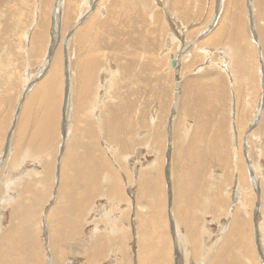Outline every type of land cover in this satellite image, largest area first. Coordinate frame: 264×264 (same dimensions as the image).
<instances>
[{
	"label": "bare ground",
	"instance_id": "obj_1",
	"mask_svg": "<svg viewBox=\"0 0 264 264\" xmlns=\"http://www.w3.org/2000/svg\"><path fill=\"white\" fill-rule=\"evenodd\" d=\"M6 1L0 0V4L3 5ZM241 1L243 2V0H232L233 6L236 8ZM247 1H249L252 15L253 10H255V1L258 2V9L263 13L264 0ZM75 2L76 0H56L55 10L52 11L56 23L53 22V29L51 28L52 35L54 34L52 50L45 60L41 55L39 57V61L44 60L43 69L41 70L43 73L39 77L37 75L35 78L30 75L31 79L28 78L31 83L27 86L28 90L26 88V96L23 97L24 100L19 114H16V121L12 124V116L16 112L14 106L16 101L19 100L20 102L22 92H20L21 94L17 99L14 98V102L13 97L8 96L10 104L8 103L5 114L0 117V264H264V183L255 177V180H252L251 186L253 188L256 185L261 186L260 196H256V201L259 203L255 207L256 205L253 206V202L254 204L256 202V193L254 196L249 192L247 194V188H250L248 185L249 172L247 171L253 168V163H249L248 166L245 161L246 152L249 149L246 148V152H239V149L245 147L247 143L246 146H251L250 138L253 137L254 139L259 135L262 130V123L259 122V131L252 130L246 136L247 142L243 141V144L240 142L242 148H239L238 145L235 147L234 142L232 147L226 148L224 146V143L227 144L229 141L228 137L224 136V132L233 129L229 127V130L226 129L228 114L227 112L224 113L225 110H222L225 104V102L223 103V97L227 93L224 86L225 80L219 76V73L216 78L212 73H210L212 75L201 73L205 70L203 66V69H200L193 76L190 75L189 78L184 74L185 67L189 66L190 69H194V67H191V64L195 61L191 59L194 54H192L193 51L191 52L195 48L194 44H189L190 50L183 53H181L183 48L182 50H178V48L175 51L168 52L170 66L168 70L165 69L168 72H163L161 61L164 60L163 56L165 55L163 54H166V52L162 51L161 57L163 60L160 61L159 52L156 51L155 47V31L149 19L162 20L164 15L160 11L149 12L148 0H94L95 3H93V0H84V3L89 5L85 10L88 19L85 25L78 24V29L74 28L76 29L74 31L70 29L71 34L67 37V40L65 39L66 45L70 42H72V45L75 42L85 45L86 40L80 41L86 33L85 29L93 25L97 30H95V35L92 37L89 47L68 52V54L70 53V60H67L68 66L66 67V64L64 66L60 51L56 50V39L59 33L57 32L58 23L61 21L59 14L63 9L65 10L66 16L63 19L65 22L63 28H66L73 12H75ZM143 2L146 4L145 14L132 12L136 13L137 16H142L146 23H149L150 26L146 24V28L141 29L134 20L137 16L131 15L130 11L131 9L133 11L144 9L141 7ZM224 5L223 0H219L218 5H216V8L219 9L216 10L217 18L215 17L216 20L218 19L217 26L213 29L206 27V31L202 34L205 43L216 45V38L222 36L227 30L228 26L226 24L229 21L219 19L220 12L223 10L221 15L224 16V10H227L225 7V9L223 8ZM136 7L140 8L137 9ZM165 7H167V4ZM107 10L109 14L105 15ZM6 12V10L0 11V54H2V51L5 52L3 50L4 46H1V43H3L2 38L6 40L7 36L11 35V31L22 27L23 23L21 17L19 23H22L20 24L10 21V12L8 15ZM21 14L23 15L22 12ZM15 15L18 16V13H15ZM237 15L238 13L231 16L230 13V20H232L230 23L231 32L235 34L239 48H245L244 32L246 30H244L243 20ZM111 19L113 22H111ZM166 23L168 24V20ZM176 25H178V21ZM109 26H113L110 30L115 34L113 48L115 46L116 54H113L112 49L106 50L111 54V57H103L102 59L100 54L105 51L96 50V47L101 43L99 38H106L104 31ZM32 28H35L36 32H32V36L31 34L29 36L28 43L32 47L28 46L30 47L28 49L30 52L32 51L31 56L35 61H38L37 54H44L45 51L43 50L46 42L51 39L48 33L49 25L47 20L43 19L39 22L38 28L35 24ZM253 29L255 31L258 28L254 26ZM177 31L179 34L180 32L183 33L180 28ZM16 33L19 34V37L22 35L19 29ZM256 33L257 31H255ZM263 33L260 29L261 37H263ZM249 34L245 33V37ZM12 39L18 40V37L13 36ZM139 39L143 41L138 42ZM228 40L230 44L235 41L231 38ZM250 40L258 44V39L252 37ZM8 41L7 44L11 50L21 49L18 44H13L14 41L12 42L11 39ZM62 41L64 40L62 39ZM185 41H188V39H185ZM251 41L250 44L255 46ZM173 45L175 46V44ZM200 45L201 48L206 46L208 49L209 47V44L202 45L200 43ZM257 46L254 51L255 60L258 62L259 68L257 66V70L259 77L262 79L264 68L262 70L260 63L264 61V53L262 49L259 52V44ZM46 50L48 51V48ZM228 50H230L229 47ZM172 53H174L173 56ZM258 53L261 55L258 56ZM204 56L206 55L204 54ZM230 56L232 57V52ZM252 57L250 56V59ZM225 58L227 60H225L224 66L229 69L230 65H234L235 62L230 57ZM225 58H222V60ZM174 59H177V61ZM8 61L10 60L7 56H0V68L3 65L5 66ZM174 61L176 65H173ZM164 62L167 64V60ZM222 62L224 63V61ZM210 63L208 62V65ZM115 64H118L119 69H115ZM262 66L264 67V65ZM231 68L234 69L228 71L229 75L233 77L236 70L234 66ZM102 69H105V76L111 74V78H104L106 81L102 80L104 81V86H102L105 88L103 90L106 91L105 96L102 94L104 92L101 93L104 98H99L100 95L95 92V87L101 85L99 71ZM66 71H68V75ZM169 72L172 73L170 79L167 76ZM133 74L135 76L132 79ZM175 74H180L178 79L173 78ZM252 74L255 77L254 71L250 72V76ZM6 79L8 80L5 83H10L13 80L12 76ZM165 79L168 81L169 87L172 88L169 91H173V95L169 93L170 95L166 98L169 99L171 96L170 101H172L175 96V101H173L177 105L179 103L180 107L179 110L178 106L173 109L171 115V119H173H170L171 131L168 133L167 130L163 129L167 123L165 124L163 118L155 114L154 107L148 111L146 106H144L146 109L141 108V112L136 110L139 105V95H143L138 90V86L140 85L141 89L150 87L152 90H156L159 87L158 84H161L159 81ZM248 81L252 84L255 80L250 79ZM241 82L244 83V81ZM2 84L3 80L0 79V87ZM14 84L15 81H12L11 84L7 85L6 91L8 94H10L11 87ZM230 89L232 92L233 89ZM152 95H160V93H152L150 96ZM5 96L0 97L2 104L5 101ZM53 97L60 98V106L54 110L51 107ZM221 97L222 100L219 99ZM145 98L152 102L149 96ZM232 100L234 103L238 102L237 99L232 98ZM143 102H146V100ZM167 103L170 102L166 99L163 104ZM157 105L159 106L158 103ZM171 106L167 110L170 114L172 111H170ZM227 107H229V104ZM262 110H264V107ZM262 110H259V112L261 113ZM211 112L216 113L214 116L217 119L214 123L208 119L211 117ZM224 114L226 115L223 116ZM220 116L223 117L218 120ZM64 117L65 129L62 131L61 118ZM255 117L257 116L255 115ZM137 118L138 121H136ZM168 118L169 116L165 121L168 122ZM188 118H193V124L188 128L186 127L185 130L182 127L185 122L188 123ZM242 121L243 119L240 123L244 125ZM182 124L184 125L181 126ZM233 124L236 125L235 122ZM135 125L147 129V132L140 129L141 142H147L146 136L151 135L149 138V141H151L150 146L142 144V150L146 147L150 151L154 143L152 152L157 155V160L154 159L155 162L141 165L127 160L131 171L134 169L137 175L134 179L133 171L131 172L126 167L124 169L127 171L122 177V171L120 172L119 168H116L118 165L114 166V163L112 162V164L108 160L107 153L105 154L104 150L108 148V150L114 151L119 145L118 151L129 149V156L132 158L133 151L131 150L137 148L139 144L138 141L130 139V134L135 129ZM213 125L215 126L214 131H212ZM187 132L190 133V138L187 137ZM225 134L227 135V133ZM229 136H232V134ZM101 137L105 138L107 147L105 145L101 147ZM169 144H171V152L168 154ZM60 145L64 146L62 152L60 151ZM252 145H254V142ZM204 155L216 157L219 166L223 169L233 165L236 166V177L233 180L235 182L234 186H236L235 190L231 189L230 192L225 185L227 181L231 182L229 175L231 173L225 169V173L219 174L220 178H218L217 175H214V169H217L216 164L215 167H212L210 162L206 166L202 164L206 160ZM139 156H142V153ZM202 156L204 157L202 158ZM27 160L32 163L31 167L26 166ZM196 160L198 162H195ZM57 161L58 170L55 172H58L55 174L54 165L57 166ZM36 163H40L41 168H38ZM125 163L127 162L125 161ZM244 164L249 169L246 170ZM29 165L31 164L29 163ZM252 170H250V175L256 176ZM14 171L18 174L16 175ZM124 177L125 180H128L127 183L123 180ZM135 181L136 189L131 187L135 185L133 183ZM100 193H104L102 197H107L109 203L103 211H99L100 208L95 210L93 207ZM229 193H232V198L237 199V201L231 203L228 200ZM249 208L253 209V213H255L254 211L260 213V219H254L256 224L252 222L253 215L251 216L252 213L249 214ZM211 219L218 221V223L220 221L221 230L219 232L221 234L218 235L219 238L210 229ZM171 222H174V228ZM101 224L107 225V227L99 230L98 226ZM90 225L95 226V229L89 234V239H84V229ZM253 226L256 228H253ZM132 239L136 240L134 242L137 246L135 254L132 252L134 248L131 249L134 246L132 245Z\"/></svg>",
	"mask_w": 264,
	"mask_h": 264
},
{
	"label": "rangeland",
	"instance_id": "obj_2",
	"mask_svg": "<svg viewBox=\"0 0 264 264\" xmlns=\"http://www.w3.org/2000/svg\"><path fill=\"white\" fill-rule=\"evenodd\" d=\"M17 1V2H16ZM55 1V2H54ZM64 1V0H63ZM98 1V0H97ZM165 1V2H164ZM175 1V2H174ZM179 1V2H178ZM148 0V3H147V6H148V11L149 12H151V11H154V12H157V11H160V13L161 14H163L164 16L162 17V20H163V22H162V20H158V21H154V20H150L149 19V21H150V23H151V26H152V28H153V30L155 31V36H156V42H155V47H156V51H158L159 52V55H160V61L161 60H163V61H161V64H162V70H163V72L164 73H166V72H168L167 70L169 69V66H170V61H168L169 59H170V57H168V52H170V51H172V50H176V49H178V50H182V48H183V50H182V52L181 53H183L184 51H189L190 50V45L191 44H194L193 46H195V48H193V50H191V52H192V54H193V56L191 57V59L192 60H195V61H193V63L190 65L191 67H194V69H190V67L188 66V67H185V69H184V71H185V75H187L188 76V78L189 77H191V76H193V74H195V73H197L198 71H200V69H205L204 71H201V73H203V74H206V75H215V78L216 77H218V75L219 76H221V78L223 79V80H225V82H224V86L226 87V89H227V93H225V95H224V97H223V103L225 102V104L223 105V107H222V110H225V112L224 113H226L227 112V114H228V118H227V120H228V123H227V127H226V129H228L229 130V128H233L232 130H230V131H227V132H224V136H227L228 137V143L226 144V143H224V146H226V148H228V147H232V143L234 142V146L235 147H237V145H238V147L239 148H242V147H240V145L241 144H243V141H246L247 142V137L246 136H248V134L252 131V130H258V125H260L259 124V122L260 123H262V130H261V132L259 133V135L258 136H256L254 139H253V137H251L250 139H251V141H250V145L252 146H246L245 145V147H243L242 149H239V152L240 151H245L246 152V148H248L249 150H248V152H246V156H245V161H246V163H248L247 165L249 166V163H253V168H248V166H246L245 164V169L247 170V169H249L247 172H249L248 173V175H249V186H250V188L248 187L247 188V194H248V192L249 193H252V195L254 196V194H255V201H256V196L257 197H259L260 196V194H259V191L261 190L260 188H261V186L259 185V187L256 185V187H252L251 185H252V180H255V178H257V179H259V180H261L263 183H264V110H262V108L264 107V99H261V98H264L263 96V94H264V76H263V78L261 79L260 77H259V74H258V70H257V66H258V62H256V60H255V57H256V55H255V53H254V51H255V49L258 47L257 45L259 44V52H261L262 50H263V53H264V33H263V37H261V34H260V29L264 32V8H263V13H261V11L258 9V7H257V1H255V10H253V15H252V13H251V8H250V4H249V1H247V0H243V2L241 1V3L239 2V4H238V6L235 8L234 6H233V2H232V0H223V8L225 7L227 10H224V16L223 15H221L222 13V11L220 12V17H219V19L221 18V19H223V20H228L229 21V23H227L226 25L228 26V28H227V30L224 32V34L222 35V36H218L217 38H216V41H215V44L216 45H214V44H210V43H205V41H203L204 40V37L202 36V34L204 33V31H206V29L209 27V28H215V26H217V20H216V18H217V11L219 10L218 8H216L217 6L216 5H218V2H219V0ZM187 1V2H186ZM192 1V2H191ZM12 2V3H11ZM18 2H20V3H18ZM29 2V0H7L3 5H1L0 4V11L2 10V12L4 11V10H6L7 12V15H8V13L10 12V21H14L15 23H19V20H20V17H21V19H22V21H23V23L22 22H20V23H22V27H18L17 29H14V30H12L11 31V35L10 36H7V38H6V40H4L3 38H2V41H3V43H1V46H4V48H3V50L5 51V52H3L2 51V54H0V56H2V55H4V56H7L8 57V59L10 60V61H8V62H6V65L4 66V68H0V79L1 80H3V84H2V86L0 87V91L2 92V95H6L4 98V103L2 104L1 102H0V117H1V115H4L5 114V112H6V109H7V106H8V96H12L13 97V99L15 98V99H17L19 96H20V92H22V94H21V96H20V102H19V100L18 101H16V103H15V106H14V110L16 111V112H14L13 114V116H12V124L16 121L15 119H17V115L19 114V111H20V108H21V106H22V101L24 100V98H25V96H26V88H27V86H29L30 85V79H31V76L30 75H32V76H37L38 75V77H39V75H41V73H43L41 70L43 69V67H42V65L44 64L43 62H44V60H45V58H46V56L47 55H49L51 52V50H52V45H53V35H52V33H53V31L51 30V28L53 29V22L55 23V21H54V16L52 15L53 14V9L55 10V5H56V0H30V2ZM43 2V3H42ZM167 2V3H166ZM169 2V3H168ZM172 4H171V3ZM10 3V4H9ZM21 3H22V5H21ZM46 3V4H45ZM59 3V2H58ZM57 3V4H58ZM93 3H95L94 2V0H93ZM178 3V4H177ZM180 3H182L183 4V6H181L182 4H180ZM189 3V4H188ZM27 4H28V6H27ZM53 4V5H52ZM92 4V2L90 3V5ZM159 4H161V5H159ZM166 4H167V7H165L166 6ZM184 4H186V5H184ZM221 4H222V2H221ZM243 4V5H242ZM61 5V4H60ZM212 5V6H211ZM215 5V6H214ZM230 5V6H229ZM12 6V7H11ZM77 6H78V9H77ZM81 6V7H80ZM157 6V7H156ZM160 6V7H159ZM25 7H27V8H25ZM28 7H29V9H28ZM89 7V5L88 4H86V3H84V0H76V2H75V12H73V14H72V18H70V22H69V25L66 27V28H63L64 27V24H65V22L63 21V19H64V17L66 16V13L64 12L65 10L63 9L62 10V12H61V14H59V19L61 20V21H59V23H58V29H57V32H59L58 33V37H57V39H56V45H57V49L56 50H58V51H60V55H61V59H62V63H63V65L65 66V64H66V67L68 66L67 64V62L70 60L69 59V55H70V53L68 54V52H71L72 50H81L83 47H89L88 45H90V43H91V40H92V37H94V35H95V30H97L96 29V27H93V25H92V27L90 26V27H88V28H86V29H88V30H86L85 29V34H84V37L82 36V38L80 39V41L81 40H83V41H85L86 40V42H85V45H83L82 43H73V45H72V42H70V43H68V45H66V42H65V39L67 40V37H69L70 36V32L71 31H74V30H76V29H74V28H79V25L80 24H83V25H85L86 24V21H87V19H88V17H87V15L85 14L86 13V11L85 10H87L86 8H88ZM131 7H133V6H131ZM141 7L142 8H144V9H142V10H138V11H133V9H131V11H130V13H131V15H135V16H137L136 15V13H132V12H137V13H144L145 14V12H146V4H145V2H143L142 3V5H141ZM156 7V8H155ZM164 7V8H163ZM21 8V9H20ZM62 8V7H61ZM120 8V7H119ZM137 9L138 8H140V7H136ZM200 8V9H199ZM212 8V9H211ZM224 8V9H225ZM230 8V9H229ZM27 9V10H26ZM44 9V10H43ZM80 9V10H79ZM164 9H167V10H164ZM177 9V10H176ZM217 10V11H216ZM38 11V12H37ZM82 13H81V12ZM143 11V12H142ZM168 13H167V12ZM188 11V12H187ZM229 11H231V12H229ZM246 11V12H245ZM260 11V12H259ZM21 12L23 13V15L21 14ZM229 14H228V13ZM234 12V13H233ZM15 13H18V16H16L15 15ZM82 15H84V16H82ZM84 13V14H83ZM166 15H165V14ZM230 13H231V16H233V15H235L236 13H238V15L237 16H239V17H241V19L243 20V22H244V26H245V28H244V30H246L245 32H244V38H245V48H239V45H237L238 43H237V41H236V36H235V34H233L232 32H231V30H232V28L230 27L231 26V22H232V20H230L231 19V16H230ZM42 14V15H41ZM46 14V15H45ZM77 14V15H76ZM106 14H109V12H108V10L105 12V15ZM160 14V15H161ZM81 15V16H80ZM258 15H260V16H258ZM85 16H86V18H85ZM134 16V17H135ZM208 16V17H207ZM230 16V17H229ZM258 16V17H257ZM78 17H80L82 20H79L80 18H78ZM168 19H167V18ZM216 17V18H215ZM31 18V19H30ZM37 19V21H36V19ZM75 18V19H74ZM164 18V19H163ZM176 18V19H175ZM228 18V19H227ZM27 21H26V20ZM43 19H46L47 20V23H48V25H49V29H48V33H49V38H51V39H49L47 42H46V46H45V49L43 50V51H45L44 52V54L43 53H41V54H37V60L38 61H35V59L31 56V52H30V50L28 49V48H30V47H32L31 46V44L29 45V36H30V34H31V36H32V32H36V30H35V28H32L33 26H34V24L37 26V28H38V25H39V22L40 21H42ZM168 20V24L166 23L167 22V20ZM178 19V20H177ZM210 19V20H209ZM72 20H74V21H72ZM112 20V19H111ZM135 23L137 24V26L139 27L140 26V28L141 29H144V28H146L145 26H146V24H148L149 25V23H146V21L142 18V16H137V17H135ZM181 21V23H180V21ZM213 20V21H212ZM256 20V21H255ZM257 20H259V21H257ZM177 21H178V25H176L177 24ZM207 21V22H206ZM233 21H234V19H233ZM85 22V23H84ZM111 22H113V20L111 21ZM176 22V23H175ZM201 22V23H200ZM209 22V23H208ZM216 22V23H215ZM256 22V23H255ZM19 23V24H20ZM171 23V24H170ZM185 23V24H184ZM216 25H215V24ZM56 24V23H55ZM79 24V25H78ZM159 24V25H158ZM165 24V25H164ZM173 24V25H172ZM175 24V25H174ZM180 24H182V25H180ZM210 24H212L211 26H210ZM74 25H75V27H74ZM171 25V26H170ZM180 25V26H179ZM185 25V26H184ZM73 26V27H72ZM82 26V25H81ZM80 26V27H81ZM150 26V25H149ZM166 26H167V28H166ZM208 26V27H207ZM253 26V27H252ZM254 26L255 27H257L258 29L257 30H255V31H257V33L255 34V31H254ZM113 26H109V28H107L104 32H105V36H106V38H99L100 39V41H101V43L96 47V50H99V51H105V52H103V53H101L100 54V57H102V59H103V57H105V58H110L111 57V54L110 53H108L106 50H113L114 52H113V54H116L115 53V51H116V48H115V46H114V48H113V45H114V42H115V34H114V32L113 31H111L110 30V28H112ZM174 29H173V28ZM177 27V28H176ZM207 27V28H206ZM30 28H31V30H30ZM94 28V29H93ZM178 28H180V30L181 31H183V33L182 32H180V34L182 35H180L179 33H178V31H177V29ZM187 28H189V29H187ZM260 28V29H259ZM18 29L21 31V34L22 35H20V37L18 36L19 34L18 33H16L17 31H18ZM33 29V30H32ZM64 29H65V31H64ZM70 29H71V31H70ZM93 29V30H92ZM184 29V30H183ZM185 29H187V30H185ZM202 29V30H201ZM230 29V30H229ZM29 30V31H28ZM110 30V31H109ZM250 30H252L251 32H250ZM1 31V30H0ZM26 31V32H25ZM70 31V32H69ZM24 32V33H23ZM165 32V33H164ZM188 32V33H187ZM51 33V34H50ZM68 33V34H67ZM88 33V34H87ZM90 33V34H89ZM101 33H102V31H101ZM186 33H187V35H186ZM245 33H250L249 35H247L246 37H245ZM25 34H27V35H25ZM168 34V35H167ZM190 34V35H189ZM259 34V35H258ZM0 35H1V33H0ZM172 37H171V36ZM179 35V36H178ZM186 36V38H185V36ZM200 35V36H199ZM250 35H251V37H250ZM253 35V36H252ZM18 37V40H16V39H12V37ZM163 36H164V38H163ZM190 36V37H189ZM199 36V37H198ZM260 36V37H259ZM22 37V38H21ZM25 37V38H24ZM162 37V38H161ZM175 37V38H174ZM189 37V38H188ZM203 37V38H202ZM248 37V38H247ZM252 38V37H254V39H258V44L257 43H254V42H252L251 40H250V38ZM256 37V38H255ZM30 38H32V37H30ZM199 38V39H198ZM218 38H220V39H218ZM232 39V40H235L234 41V43H232L231 42V44H230V41L228 40V39ZM12 40V42H13V44H18L20 47H21V49H19V50H14V49H12L11 50V48L8 46V44L7 43H9V41L8 40ZM62 39L64 40V41H62ZM87 39H89V40H87ZM162 39V40H161ZM174 39L176 40L175 42H174ZM181 39V40H180ZM184 39V40H183ZM185 39L187 40L188 39V41H185ZM202 39V40H201ZM263 39V40H262ZM20 40H22V42H20ZM24 40V41H23ZM164 40V41H163ZM192 40V41H191ZM228 40V41H227ZM16 41V42H15ZM143 40H140L139 39V41L138 42H142ZM168 41V42H167ZM169 41H171V42H169ZM180 41V42H179ZM187 42V43H185V42ZM203 45V44H209L207 47H208V49L206 48V46L203 48H201V45H200V43ZM250 41L252 42V44L253 45H255V46H252L251 44H250ZM26 42H27V44H26ZM52 42V44H50ZM176 42H177V44H176ZM192 42V43H191ZM198 42V43H197ZM218 42V43H217ZM229 42V43H228ZM181 43V44H180ZM184 43V44H183ZM160 44V45H159ZM163 44V46L161 47V45ZM173 44H175V46L173 45ZM186 44H187V46H186ZM190 44V45H189ZM197 44V45H196ZM172 45V46H171ZM181 45V46H180ZM223 45V46H222ZM7 46V47H6ZM28 46H30V47H28ZM48 46V47H47ZM138 46V45H137ZM147 46V45H146ZM166 46H168V47H166ZM212 46V47H211ZM262 46V47H261ZM50 47V48H49ZM175 47V48H174ZM189 47V48H188ZM221 47H222V50H221ZM228 47H229V49L230 50H232L231 52H232V57L230 56L231 55V52H229L230 50H228ZM255 47V48H254ZM48 48V51L46 50ZM65 48V49H64ZM165 48V49H164ZM169 48H171V49H169ZM213 48H215V49H213ZM219 48V49H218ZM251 48H252V51H251ZM7 49V50H6ZM103 49V50H102ZM194 49H196V50H194ZM202 49V50H201ZM203 49H205V50H203ZM207 49V50H206ZM213 49V50H212ZM262 49V50H261ZM65 50V51H64ZM164 50V52H166V54H163L162 53V51ZM200 52H199V51ZM210 50H212V51H210ZM221 50V51H220ZM226 50V51H225ZM242 50H244V52H242ZM18 51V52H17ZM46 51H47V53H46ZM58 51H56V53H58ZM62 52V53H61ZM190 52V53H191ZM198 53V55H197V53ZM218 52H221V53H218ZM252 54H250V53ZM6 53V54H5ZM9 53H11V54H9ZM229 53H230V55H229ZM66 54V55H65ZM162 54L163 55H165V56H163V59H162ZM173 54L174 53H172L171 55L173 56ZM204 54L207 56H204ZM211 54V55H210ZM40 55L43 57V59L44 60H42V61H39V57H40ZM45 55V56H44ZM68 55V56H67ZM222 57H221V56ZM252 57L253 55H254V57H252L251 59H250V56ZM261 55V54H260ZM259 55V53H258V56H260ZM264 55V54H263ZM66 56V57H65ZM203 56V57H202ZM230 57L231 58V60H233V62H235V64L233 65V64H231L230 66L231 67H235V73H234V76L232 77V76H230L229 75V71H232L233 69L231 68V70H230V68L229 69H227L226 68V66H224L225 65V60H227V58H225V57ZM204 57H206V58H204ZM139 58V57H138ZM174 58V57H173ZM194 58V59H193ZM203 58V59H202ZM220 58V59H219ZM222 58H225L224 60H222ZM233 58V59H232ZM208 59H210L209 61H206V60H208ZM216 59V60H215ZM68 60V61H67ZM165 60H167V64H166V62H164ZM174 60H176L177 61V59H174ZM198 60V61H197ZM203 60H205V61H203ZM28 61V62H27ZM202 61V62H201ZM215 63H217V64H215ZM222 61H224V63L222 62ZM208 62H211L210 63V65H208ZM248 62V63H247ZM219 63V64H218ZM221 63V64H220ZM257 63V64H256ZM263 63V64H262ZM8 64V65H7ZM163 64H166V65H163ZM171 64H172V62H171ZM201 64V65H200ZM203 64H205V65H203ZM242 64V65H241ZM168 65V66H167ZM216 65V66H215ZM223 65V66H222ZM227 65L229 66V64L227 63ZM238 65H239V67H238ZM241 65V66H240ZM246 65H248V66H246ZM254 65V66H253ZM262 65H264V61L263 62H261L260 63V67L262 68V70H263V66ZM202 66H203V68H202ZM209 66V67H208ZM250 66V67H249ZM11 67V68H10ZM174 67V66H173ZM212 67H215V68H213L212 69ZM217 67V68H216ZM220 67H222V68H220ZM223 67H224V69H223ZM246 67H248V68H246ZM28 68V69H27ZM164 68V69H163ZM167 68V70H165ZM188 68V69H187ZM249 68H251V69H249ZM258 68H259V66H258ZM115 69H119V66H118V64H115ZM208 69H210V70H208ZM221 69V70H220ZM223 69V70H222ZM227 69V70H226ZM11 70V71H10ZM103 70V69H102ZM102 70H100L99 71V73H100V75H101V85L99 84H97V83H95V84H97L99 87H95V92L97 93V95H100V97L99 98H104V97H102L103 95L102 94H104V96H105V91L106 90H103V89H105L103 86H104V81H106V80H104V78H111L110 77V75H108V76H105V74H104V72H105V69L102 71ZM197 70V71H196ZM214 70V71H213ZM229 70V71H228ZM14 71V72H13ZM28 71V72H27ZM44 71V70H43ZM102 71V72H101ZM193 71V72H192ZM212 71V72H211ZM251 71H254L255 72V77L253 76V74L250 76V72ZM216 72V74H214ZM13 73V74H12ZM102 73V74H101ZM192 73V74H191ZM210 73H212V74H210ZM219 73V74H218ZM11 74V75H10ZM34 74V75H33ZM66 74L68 75V71H66ZM168 75V78L170 79L171 77H172V73L171 72H169V73H167ZM175 75H177V76H175ZM174 75V77L173 78H175V79H178L179 78V75L180 74H175ZM191 75V76H190ZM264 75V74H263ZM3 76H4V78H3ZM9 76H12V81H15V84H14V86L13 87H11V92H10V94H8V92L6 91V89H7V85L8 84H11L12 83V81L10 82V83H5V81L7 82V80L8 79H6V78H9ZM28 76V77H27ZM134 76H135V74H133V76H132V79L134 78ZM250 76V77H249ZM30 77V79H28ZM177 77V78H176ZM36 78V77H35ZM34 78V79H35ZM234 78V79H233ZM233 79V80H232ZM241 79V80H240ZM255 80L254 82H252V84L251 83H248L249 81L248 80ZM102 80H104V81H102ZM230 80H232V81H230ZM24 81H28L27 83L25 82L24 83ZM234 81H236V82H234ZM241 81H244V83L243 82H241ZM168 81H166V79L165 80H163V81H159V83H161V84H158V89H151L150 87H148V89L147 88H143V89H141V87H140V85L138 86V90L141 92V93H143V95H139V99H138V103H139V105L137 106L138 108H136V110L138 111V112H141V110L142 109H146V107H147V111L148 110H150L151 108H153L154 107V110L156 111L155 112V114L158 116V117H160L161 116V118H163V120H164V123L166 124L167 123V125L165 126V128H163L165 131L167 130V133L169 132V131H171V125H170V122H171V120L173 119H171V115H172V112H173V109L174 108H176V106H178L179 107V103H178V105L174 102L175 101V96H174V99H172V101H173V104H172V101H170L171 99V96H170V98L168 99V97L166 98V96H169L170 94L169 93H171V95H173V91H169V90H172V88H170L169 87V83H167ZM232 82H233V84H232ZM215 83L217 84V82H216V80H215ZM235 83V84H234ZM240 83V84H239ZM29 84V85H28ZM38 84H40V83H38ZM96 85V86H97ZM103 85V86H102ZM166 85V86H165ZM236 85V86H235ZM244 85V86H243ZM6 87V88H2V87ZM66 86H67V82H66ZM243 86V87H242ZM24 87H25V89H24ZM150 88V89H149ZM230 88H232L233 89V93L231 92V89ZM13 89H14V91H13ZM168 89V90H167ZM235 89V90H234ZM263 89V90H262ZM6 91V92H4V91ZM27 90H28V88H27ZM101 90H103V91H101ZM155 90V91H154ZM160 90V91H159ZM164 92H163V91ZM154 91V92H153ZM167 91H169V92H167ZM15 92V94H13ZM102 92H104V93H102ZM162 92V93H161ZM25 93V94H24ZM102 93V94H101ZM152 93H155V94H159L160 93V95H155V96H150ZM166 94V95H165ZM228 94V95H227ZM232 94V95H231ZM242 94V95H241ZM1 95V93H0V97L2 96ZM14 95V96H13ZM25 95V96H24ZM234 95V96H233ZM244 95V96H243ZM143 96H149V98H151V101L152 102H149V100H147L145 97H143ZM159 96H160V98H159ZM233 96V97H232ZM24 97V98H23ZM154 99H153V98ZM157 97V98H156ZM229 97V98H228ZM233 99H237V103L235 104L234 102H233V100H232V98ZM235 97V98H234ZM237 97V98H236ZM241 97V98H240ZM1 99V98H0ZM15 99L13 100V102L15 101ZM153 99V100H152ZM167 99V101H169L170 103H167V104H163V102H165V100ZM220 100H222V97L221 98H219ZM226 99V100H225ZM245 99V100H244ZM144 100H146V102H147V104H146V102H143ZM161 100V101H160ZM162 100H163V102H162ZM230 100V101H229ZM262 101V103H260L261 101ZM154 101V102H153ZM229 101V102H228ZM18 102H19V104H18ZM141 102H142V104H141ZM162 102V103H161ZM230 102H232V103H230ZM245 102V103H244ZM143 103H144V105H143ZM157 103L159 104V106L157 105ZM239 103V104H238ZM246 105H244V104ZM260 104V106H259V104ZM10 104V103H9ZM174 104H176V105H174ZM228 104H229V107L230 106H232V107H227L228 106ZM234 104V105H233ZM248 104V105H247ZM143 107H142V106ZM170 105H172L171 106V109H170V111H171V114H170V112H167V110L170 108ZM197 105V104H196ZM59 106H60V98H56V97H53V99H52V103H51V107H52V109L54 110V109H58L59 108ZM101 106V105H100ZM144 106H146V107H144ZM226 106V107H225ZM234 106H235V108H234ZM6 107V108H5ZM19 107V108H18ZM198 107V106H197ZM247 109H246V108ZM16 108H18V109H16ZM142 108V109H141ZM228 108H229V110H228ZM257 108V109H256ZM160 109V110H159ZM180 109V107L178 108V110ZM241 109V110H240ZM228 110V111H227ZM246 110V111H245ZM247 110H248V112H247ZM259 110H262L261 111V113L259 112ZM229 111H231V112H229ZM237 111V112H236ZM2 112H3V114H2ZM18 112V113H17ZM235 112V113H234ZM258 112V113H257ZM179 113V112H178ZM17 114V115H16ZM168 114V115H167ZM213 114V115H212ZM214 114H216V113H212L211 112V117L210 118H208V119H210L213 123L216 121V119H217V117L216 116H214ZM231 114V115H230ZM261 114V115H260ZM16 115V116H15ZM163 115V116H162ZM226 114H224L223 116H225ZM255 115L257 116V117H255ZM169 116V118H168V122L167 121H165L166 119H167V117ZM223 116H220L219 117V119L218 120H221V118L223 117ZM232 116V117H231ZM14 117V118H13ZM242 117V118H241ZM255 117V118H254ZM261 117H263V118H261ZM232 118V119H231ZM259 118V119H258ZM171 119V120H170ZM234 119V120H233ZM241 119H243V121H242V123L244 122V125L242 126L241 125ZM261 120H262V122H261ZM136 121H138V118H137V120ZM193 118H188V123H189V125H188V123L187 122H185V125L184 124H182L181 126H183L182 128H188V126H191L192 124H193ZM232 121V122H231ZM61 122H62V131L65 129L64 128V123H65V117L64 118H61ZM236 123V125L234 126V124L233 123ZM250 122V123H249ZM258 123V124H257ZM237 124H239V125H237ZM139 125H135V129L132 131V133L130 134V139L131 140H133V141H138L137 143H139L138 145H137V148H135L134 150H131V151H133V155H132V158H130V156H129V153H130V150L128 149V150H119L118 151V148H119V145L117 146V149H114V151H111L110 149L108 150V148H106L108 151H105L104 150V153L107 155V158H108V160L109 161H111V163L114 165V166H117L116 168L118 169V170H120V172H121V174H122V177L124 176V173H126V169H124L125 167L126 168H128L130 171H131V169H130V167H129V165H128V161H131L132 163H135V162H137L139 165H141V164H149L150 162H152V161H154V159H156L157 158V155L156 154H154L153 152H152V149H153V145H154V143H153V145L151 146V149H150V151H149V149H146V147H144L143 148V150H142V144H148V146H150V143H151V141H149L150 139V137H151V135L150 136H146V138H147V142H141V138H142V136H140L139 134H140V131L141 130H143V132H147V129H143V127H138ZM241 126V127H240ZM229 127V128H228ZM238 128H241V129H238ZM141 129V130H140ZM214 129H215V126L213 125V129H212V131H214ZM186 130V129H185ZM234 130V131H233ZM238 130V131H237ZM239 130H241V131H239ZM225 131V130H224ZM243 131V132H242ZM259 131V130H258ZM138 132V133H137ZM229 132H231V133H229ZM234 133V135H233V133ZM225 133H227V135L225 134ZM242 133V134H241ZM244 133V134H243ZM138 134V135H137ZM187 137L188 138H190V133H188L187 132ZM232 134V136H229V135H231ZM239 134V135H238ZM244 135V136H243ZM241 138H240V137ZM229 137H231V138H229ZM233 137V138H232ZM259 137V138H258ZM263 137V138H262ZM101 138H102V140L104 139V141H102L101 140ZM100 138V143H101V147L102 146H106L107 147V145H106V140H105V138H103V137H101ZM235 138V139H234ZM240 138V139H239ZM234 141H233V140ZM231 140H232V142H231ZM241 140V141H240ZM255 140V141H254ZM258 140V141H257ZM260 140V141H259ZM237 141V142H236ZM254 142V145H252L253 144V142ZM257 141V142H256ZM104 142H105V144H104ZM240 142H241V144H240ZM263 142V143H262ZM170 143V142H169ZM231 143V144H230ZM237 143V144H236ZM64 145V144H63ZM61 146L60 145V151L62 152V150H63V147L64 146ZM141 145V146H140ZM171 144H169V146H168V154L171 152ZM244 146V145H243ZM100 147V148H101ZM170 148V149H169ZM257 148V149H256ZM146 149V150H145ZM260 150V151H259ZM53 153H54V148H53ZM110 151V152H109ZM108 152H109V154H108ZM125 152V153H124ZM137 152H139V153H137ZM167 152V151H166ZM115 153V154H114ZM142 153V156H139L140 154ZM136 154V155H135ZM245 154V153H244ZM119 155V156H118ZM260 155V156H259ZM112 156V157H111ZM124 156V157H123ZM129 156V157H128ZM136 156V157H135ZM205 156V155H204ZM204 156H202V158L204 157ZM135 157V158H134ZM138 157V158H137ZM143 157V158H142ZM126 158H130V159H126ZM137 159H139V160H137ZM205 161H203L202 162V164L204 165V166H206L207 165V163H209L210 162V165H212V167L214 166L215 167V164H216V167H217V169H214L213 171L215 172V174L214 175H219V174H224L225 173V169H227L231 174H229L230 175V178H231V182L230 181H227L226 183H225V185H226V188L228 189V191H230L231 192V189L232 190H235V188H236V186H234L235 185V182L233 181L234 179H235V177H236V172H237V168H236V166H229V167H227V168H224L223 169V167H221V166H219V163H218V161H217V158L216 157H212V156H205ZM247 159V160H246ZM128 160V161H127ZM157 160V159H156ZM210 160V161H209ZM214 160V161H213ZM215 160H216V162H215ZM115 161V162H114ZM125 161L127 162V163H125ZM148 161V162H147ZM251 161V162H250ZM31 164V165H29V163ZM42 162V161H41ZM155 162V161H154ZM167 162H168V159H167ZM195 162H198L197 160L195 161ZM212 162V163H211ZM57 163V166L56 165H54V167H55V170H54V173L55 174H57V172H55L56 170H58V161L56 162ZM55 163V164H56ZM28 165V166H27ZM36 165H37V167L38 168H41V166H40V163H36ZM26 166L27 167H31L32 166V163L29 161V160H27V164H26ZM123 169V170H122ZM212 169V168H211ZM252 169H254V170H252ZM217 170V171H216ZM250 170H252L255 174H256V176H254L253 174L252 175H250L251 173H250ZM133 171V173L132 174H134L133 175V177H134V179H135V176L137 177V175L135 174V170L133 169L132 170ZM131 171V172H132ZM222 171V172H221ZM16 171H14V173H15ZM235 172V173H234ZM218 173V174H217ZM18 173L16 172V175H17ZM233 175H235L234 176V178H233ZM263 175V176H262ZM217 176H216V178H217ZM255 177V178H254ZM218 178H220V176H218ZM254 178V179H253ZM123 180L127 183L128 182V180L126 179L125 180V177L123 178ZM218 180V179H217ZM233 182V183H232ZM103 183H104V181H103ZM135 185H132L131 187H133V188H135L136 189V181L135 182H133ZM247 185V186H248ZM230 186V187H229ZM246 186V187H247ZM233 187V188H232ZM249 190V191H248ZM104 193H100L99 194V197L96 199L97 201H96V204H94V209L95 210H98V208H100L99 209V211H103V210H105V208H107V204H109L108 203V200H107V197L105 198H103L102 196H104L103 195ZM103 198V199H102ZM52 199V198H51ZM232 198V193H229V196H228V200L231 202V203H234V201H237V199H233ZM232 200V201H231ZM258 200V199H257ZM105 202V203H104ZM134 202H136V201H134ZM133 202V203H134ZM258 201H256L255 202V204H254V202H253V206H255V207H257V205H258ZM116 207V206H115ZM114 207V208H115ZM113 208V209H114ZM102 209V210H101ZM248 212H249V214H251V216H252V222L253 223H255V220H258L257 218H259L260 219V213L258 214V213H256V211H254L255 213H253V209L251 210L250 208H249V210H248ZM258 214V215H257ZM210 216V215H209ZM208 216V217H209ZM114 217L116 218V214L114 213ZM225 217V216H224ZM255 219V220H254ZM262 219V218H261ZM212 220V223L210 224V229H211V231H214V235L216 234V237L217 238H219V234H221V232H219V230H221V225H220V221H219V223H218V221H215V220H213V219H211ZM109 221V220H108ZM222 222V221H221ZM108 223V222H107ZM125 223H126V221H125ZM171 224H172V226H173V228L175 227L174 226V222H171ZM256 224V223H255ZM104 227H107V225H103V224H101L100 226H98V228H99V230H102ZM92 228H93V230H92ZM101 228V229H100ZM253 228H256L255 226H253ZM94 229H95V226H92V225H90V226H88V227H86L85 229H84V231H85V234H84V239H89L88 237H89V234H91V232H93L94 231ZM173 230V229H172ZM218 231V232H217ZM134 233V232H133ZM218 233V234H217ZM219 235V236H218ZM133 241H132V245H134L131 249H133L132 250V252L134 253L135 252V249H137V246H136V243H134L136 240H134V239H132ZM259 244V243H258ZM259 249H260V246H259ZM258 249V250H259ZM259 251H261V250H259ZM135 254V253H134ZM133 254V256H135Z\"/></svg>",
	"mask_w": 264,
	"mask_h": 264
},
{
	"label": "water",
	"instance_id": "obj_3",
	"mask_svg": "<svg viewBox=\"0 0 264 264\" xmlns=\"http://www.w3.org/2000/svg\"><path fill=\"white\" fill-rule=\"evenodd\" d=\"M173 65H176V62L175 61L173 62Z\"/></svg>",
	"mask_w": 264,
	"mask_h": 264
}]
</instances>
